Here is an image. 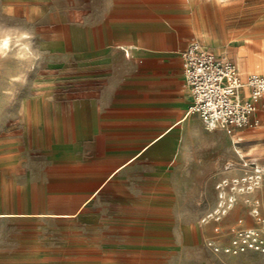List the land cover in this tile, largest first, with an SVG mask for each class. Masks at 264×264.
Instances as JSON below:
<instances>
[{
  "label": "rangeland",
  "instance_id": "1",
  "mask_svg": "<svg viewBox=\"0 0 264 264\" xmlns=\"http://www.w3.org/2000/svg\"><path fill=\"white\" fill-rule=\"evenodd\" d=\"M114 3L122 19L135 14L143 34L156 40L165 33L147 21L171 23L168 11L186 9L195 14L190 42L226 53L241 76L264 72V0H196L193 12L186 0H0V42L7 38L0 44V264H264L262 123L227 133L202 122L211 133L187 145V159L170 161L167 189L154 190L160 186L136 174L146 171L142 160L123 182L113 176L77 216L61 215L79 203L56 193L68 188L58 127L67 95L55 80L71 53L68 22H82L92 7L105 17ZM190 28L186 20L165 30L181 37ZM210 136L218 141V169L199 174L214 155L194 150ZM256 162L263 171L254 170ZM224 248L244 253V261L228 263L215 253Z\"/></svg>",
  "mask_w": 264,
  "mask_h": 264
},
{
  "label": "crops",
  "instance_id": "2",
  "mask_svg": "<svg viewBox=\"0 0 264 264\" xmlns=\"http://www.w3.org/2000/svg\"><path fill=\"white\" fill-rule=\"evenodd\" d=\"M195 1L186 0L188 10L193 12ZM228 8L232 12L234 3ZM176 11L167 13L174 16L171 23L165 19L147 21L145 27L156 26L165 33L166 37L159 40L143 34L144 23L135 19V14H125L127 19H122L124 14L117 3L105 17L92 7L82 22H68L71 53L55 78L67 95V116L58 127L66 142L68 188L56 193L76 195L79 203L73 212L61 215L77 216L113 176L117 183L123 182L124 172L142 160L146 171L136 174L148 177V184L160 186L154 190L167 189L170 161L187 159V145L196 146L198 134L211 133V129H203L198 113L187 111L192 94L183 76L180 53L193 38L191 20L195 14L188 17L186 9ZM259 15L264 22V13ZM186 20L191 28L180 31L181 37L166 32L170 24ZM245 92L246 89L241 90L242 94ZM257 116V125L262 123L259 137L264 139V111ZM223 139L229 142L226 135ZM208 141L194 150L196 154L210 150L214 155L209 170L199 174L218 169V141L215 136ZM234 149L235 140L228 143V152L233 153ZM254 167L256 172L263 171L258 162ZM215 253L224 255L228 263H241L245 258L244 253Z\"/></svg>",
  "mask_w": 264,
  "mask_h": 264
},
{
  "label": "built area",
  "instance_id": "3",
  "mask_svg": "<svg viewBox=\"0 0 264 264\" xmlns=\"http://www.w3.org/2000/svg\"><path fill=\"white\" fill-rule=\"evenodd\" d=\"M180 55L192 94L188 112L198 113L209 128L220 126L227 133L259 123L257 113L264 111V72L242 77L226 53H215L195 41ZM242 88L247 92L242 94Z\"/></svg>",
  "mask_w": 264,
  "mask_h": 264
},
{
  "label": "bare ground",
  "instance_id": "4",
  "mask_svg": "<svg viewBox=\"0 0 264 264\" xmlns=\"http://www.w3.org/2000/svg\"><path fill=\"white\" fill-rule=\"evenodd\" d=\"M224 26V25H223ZM210 38V37H209ZM215 39V38H214ZM211 40H212V38H211ZM7 43V38L6 37H4V38H2L1 39V42H0V44L1 45H5ZM234 44V43H233ZM203 45L206 47V45L203 43ZM220 48V47H219ZM216 52V51H215ZM240 68L242 69V71H244L245 70V68H246V66L244 65V63H242V62H240ZM236 68V67H235ZM237 70V69H236ZM239 72V71H238ZM240 73V72H239ZM246 75H245V73L242 75V77H245ZM242 91H245V88H242ZM246 97H250L249 96V94L247 93L246 94ZM201 120H202V118H201ZM203 121V120H202ZM214 125H217V124H215L214 123ZM212 128V127H211ZM246 164V163H245ZM258 168V167H257ZM254 169H255V167H254ZM221 196V195H220ZM209 215H211V213H208V215L207 216H209ZM206 219V216L205 217H203L202 218V220H205ZM254 240V239H253ZM252 245V244H251ZM215 250H218V248L217 247H215L214 248ZM224 251H226V252H229L230 251V248H224ZM262 251H264V248L262 249ZM233 252H236V251H233Z\"/></svg>",
  "mask_w": 264,
  "mask_h": 264
}]
</instances>
